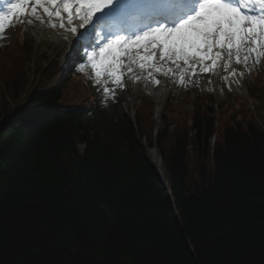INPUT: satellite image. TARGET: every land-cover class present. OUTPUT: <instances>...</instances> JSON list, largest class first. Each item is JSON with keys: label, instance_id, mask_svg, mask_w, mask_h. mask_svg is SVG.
<instances>
[{"label": "trees", "instance_id": "1", "mask_svg": "<svg viewBox=\"0 0 264 264\" xmlns=\"http://www.w3.org/2000/svg\"><path fill=\"white\" fill-rule=\"evenodd\" d=\"M15 24L16 43L0 36V264H264V83L231 111L200 97L154 134L148 102L132 120L113 85L65 103L89 68L33 69Z\"/></svg>", "mask_w": 264, "mask_h": 264}, {"label": "snow or ice", "instance_id": "2", "mask_svg": "<svg viewBox=\"0 0 264 264\" xmlns=\"http://www.w3.org/2000/svg\"><path fill=\"white\" fill-rule=\"evenodd\" d=\"M41 14L66 29L69 70L89 67L105 96L137 65L150 79L176 74L183 84L233 62L251 71L264 58V0H0V36Z\"/></svg>", "mask_w": 264, "mask_h": 264}, {"label": "rangeland", "instance_id": "3", "mask_svg": "<svg viewBox=\"0 0 264 264\" xmlns=\"http://www.w3.org/2000/svg\"><path fill=\"white\" fill-rule=\"evenodd\" d=\"M45 14H41L40 19H34L31 24L27 23L24 29L27 31L29 37L35 41L32 46V67L33 69L37 66L46 67L48 62H56L59 66L69 67L70 62L66 63L67 53L70 49V40H65L63 37L66 35V31L62 33L57 28L45 27ZM51 29V30H50ZM6 43H16L17 34L16 32L8 29L4 34ZM44 57L48 58L46 60ZM249 67L252 69L248 71L243 65H237L233 62L231 68L236 70L238 75L235 78L234 83L226 79V72L223 67H220V71L216 73V70L208 75H197L195 77L189 76L185 78V82L181 84L178 79V75L170 74L169 80L161 78L159 83H156L153 79H150L148 75L135 85V72L133 69L132 75H130V80L125 83L123 79V87L119 88L121 90L119 109L123 112L133 114L136 110L140 109L148 102L149 108L147 116L154 122L155 134L164 128L163 118H168L172 122L169 130H172L173 126L176 125L181 119V115L184 113H191L195 107L201 103V98H207L208 106H212L216 111L219 112V104H228L229 110H233L240 100L246 99V91L253 88H260V84L264 83V58H262L259 64L250 63ZM254 70L258 72L256 80L254 81ZM91 71V69H90ZM247 74V76L245 75ZM252 74V76H251ZM245 75V77H244ZM30 81L32 80V74H28ZM126 75L124 78H126ZM247 78L249 83L246 84L242 78ZM34 79V77H33ZM263 79L262 81H259ZM87 80H92V73L83 75L82 77L72 80L71 85L68 88V93L66 98L64 97V102L68 103V98H72V101H78L87 96L86 83ZM96 84V83H95ZM99 85L96 84V88ZM156 90V94L161 95L162 98L159 104L155 101V96L152 93V89ZM151 91V92H150ZM257 95V92L255 93ZM212 96L213 100H209L208 97ZM173 97V105L176 106L178 112L172 113L169 108V100ZM201 97V98H200ZM145 98H148L145 100ZM142 100V101H141ZM257 102H255V105ZM218 105V106H216ZM158 106V107H157ZM258 105H256L257 107ZM156 150L154 148L148 149L146 151L147 158L152 163V156L149 151ZM157 153V151H156ZM157 158L161 161L157 153Z\"/></svg>", "mask_w": 264, "mask_h": 264}, {"label": "bare ground", "instance_id": "4", "mask_svg": "<svg viewBox=\"0 0 264 264\" xmlns=\"http://www.w3.org/2000/svg\"><path fill=\"white\" fill-rule=\"evenodd\" d=\"M46 17H47V15H46ZM45 23H46L45 27L53 28V27H51V25H52V24H59V21H58V20H55V19H52V20L49 19V20H47V19L45 18ZM56 28H57L59 31H61L62 33H64V32L66 31V29H61V28H59V27H56ZM50 30H51V29H50ZM73 39H74V38H73ZM219 71H220V67H218V68L216 69V73H218ZM231 71H232V68H230V69L228 70V73H227L226 77H227V80H229V81H231V82L234 83L235 79L232 78ZM235 71H236V70H235ZM134 72H135V76H136L135 85H137L140 81H142V80L145 78V76L147 75V73H146V72H142V71H140L138 65H137L136 67H134ZM170 77H171L170 74H169V75H164V74H162V73H157L156 76H155V80H154V81L160 80L161 78H164L165 80H169ZM153 88H154V87H153ZM150 92H151V91H150ZM152 93H153L154 96H155V101H156V103L159 104V101H160V99L162 98V96L156 94V90H155V88L152 89ZM157 107H158V106H157ZM149 152H150V154H151V156H152V158H153V159H152V165H153V167L156 169V171L158 172L159 176L162 177L163 174H164V169H163V166H162L161 161L157 158L156 150H151V151H149Z\"/></svg>", "mask_w": 264, "mask_h": 264}]
</instances>
